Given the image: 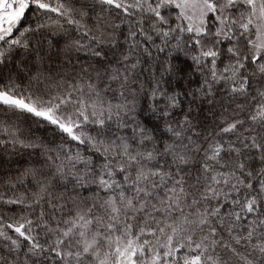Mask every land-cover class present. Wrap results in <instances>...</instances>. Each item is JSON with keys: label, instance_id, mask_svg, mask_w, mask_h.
<instances>
[{"label": "snow or ice", "instance_id": "obj_1", "mask_svg": "<svg viewBox=\"0 0 264 264\" xmlns=\"http://www.w3.org/2000/svg\"><path fill=\"white\" fill-rule=\"evenodd\" d=\"M0 264H264V0H0Z\"/></svg>", "mask_w": 264, "mask_h": 264}]
</instances>
